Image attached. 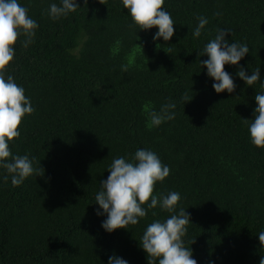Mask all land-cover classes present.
Listing matches in <instances>:
<instances>
[{
  "label": "trees",
  "instance_id": "obj_1",
  "mask_svg": "<svg viewBox=\"0 0 264 264\" xmlns=\"http://www.w3.org/2000/svg\"><path fill=\"white\" fill-rule=\"evenodd\" d=\"M60 2L18 0L39 27L34 44L24 48L21 36L14 46L8 75L36 111L9 146L13 155L35 157L45 174L13 186L0 168V264H108L113 255L148 264L142 235L172 213L158 205L111 233L102 227L107 215L96 214L112 161L131 160L137 149L154 151L170 168L154 194L180 193L176 212L190 214L183 239L197 264H259L264 148L252 144L249 125L255 96L264 94V0H165L175 22L168 42L153 40L158 28L140 30L122 0H77L76 12L53 20L47 9ZM201 16L208 24L194 38ZM217 28L250 49L239 65H225L236 84L231 94L216 93L199 63ZM240 67L248 75L259 67L260 81L246 85ZM169 100L175 119L149 127L146 108L159 112Z\"/></svg>",
  "mask_w": 264,
  "mask_h": 264
},
{
  "label": "clouds",
  "instance_id": "obj_2",
  "mask_svg": "<svg viewBox=\"0 0 264 264\" xmlns=\"http://www.w3.org/2000/svg\"><path fill=\"white\" fill-rule=\"evenodd\" d=\"M87 5L88 0H84ZM99 3L105 4L104 0ZM123 6L140 30L158 28L154 41L163 38L165 42L174 36V20L169 12L164 10L165 0H122ZM80 5L77 0H61L60 4L52 3L47 9L48 16L57 20L74 13ZM219 15V13H217ZM198 26L193 31V37L199 38L202 30L208 24L207 18L198 17ZM39 25L28 14L18 0H0V168L11 175L13 186L21 185L30 176H44L45 169L34 167L35 157L29 155H13L10 142L21 135L19 128L26 115L35 113L30 98L26 97L25 89L18 85L13 76L8 75V68L14 62L15 45L20 37L22 46L27 48L35 43L36 31ZM230 30L216 29V35L203 49V55L208 59L199 61L207 68V74L215 83L212 87L216 93L227 91L229 94L236 89L233 77L225 71V65H239V62L249 53L246 44L229 42L226 36ZM142 47L141 45H138ZM159 48V45H157ZM130 63L121 65V70L127 72ZM237 75L246 85L252 86L260 81V68L248 75L240 67ZM187 93L182 97L186 103L191 101ZM257 107L255 118L249 125L251 142L257 148H264V94L255 96ZM176 103L169 100L161 106L159 112L148 111L149 127L159 126L166 121L175 119ZM245 120L247 123L249 120ZM108 171L110 175L100 182L101 190L96 194V203L103 212L97 210V215H107L102 227L109 233L117 229L137 225L140 219L147 216V209H155L158 205L162 210L172 213L164 221L156 220L149 224L142 235L140 245L147 253L148 264H197L193 259V251L185 246L190 214L186 209L177 206L181 200L179 192L171 191L167 195L154 194L157 182H163L170 175V168L164 165L160 157L152 150L137 149L131 160L125 157L115 158ZM5 182L8 176H4ZM147 206V208L145 207ZM155 215V213H153ZM259 242L264 247V231L258 234ZM194 241L191 242L194 243ZM108 264H128V261L116 255L109 257ZM259 264H264V256Z\"/></svg>",
  "mask_w": 264,
  "mask_h": 264
}]
</instances>
